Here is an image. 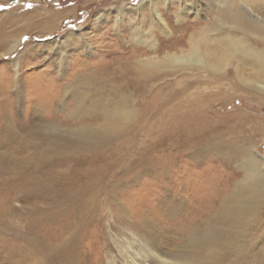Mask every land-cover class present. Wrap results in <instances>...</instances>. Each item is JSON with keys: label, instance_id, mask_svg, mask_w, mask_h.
<instances>
[{"label": "rangeland", "instance_id": "1", "mask_svg": "<svg viewBox=\"0 0 264 264\" xmlns=\"http://www.w3.org/2000/svg\"><path fill=\"white\" fill-rule=\"evenodd\" d=\"M140 1L0 0V264H156L148 261L141 252L144 243L156 239L169 251H182L186 247L197 250L191 235L204 226L206 217L226 201L235 181L244 176L234 159L227 158L223 150L240 137L249 141L247 146L253 145L254 153L263 157L264 162V92L246 91L242 81L234 82V74L228 65L217 88L220 94L215 96L210 107L197 113H191L189 109L174 111L172 118L153 127L152 135L147 136L143 131L138 141L139 156L147 162L150 158L156 172H131L114 199L104 202L99 198L87 206L73 204L59 195V187L55 186L56 189L47 181L41 185V172L32 169L33 147L27 146L21 137L9 139L3 135L5 123L12 121L18 132H28V124L33 125L41 118L37 116L38 111L43 113L41 116L48 112V103L56 96L61 80L83 66L85 56L78 54L84 49L77 47L68 57L65 76L60 77L62 79L57 76V46L70 30L85 31L91 38L93 52H102L114 36L116 7L122 4L127 9ZM146 1L142 14L151 10ZM182 1L173 0L167 5L160 2V10L173 19L171 23L175 22V8ZM185 1L192 3L193 0ZM202 7L203 12L197 18L201 24L211 22L213 13L210 10L214 7L208 4H202ZM45 9L66 14L59 17L51 29L23 28V21L17 24L13 21L15 15L25 12L27 17L36 19ZM104 11L111 16L108 21L103 20L100 27L97 15ZM126 12L131 14L133 11L128 9ZM134 13L135 23L142 22L137 12ZM194 16L188 15V18ZM224 28L227 30V26ZM235 34L242 35L239 31ZM12 41L19 44L10 51ZM259 47L264 49V45ZM18 56L21 57L17 59L21 63L20 72L14 86L17 73L13 61ZM235 61L234 58V65L237 64ZM247 77L249 71L245 73ZM16 92L20 98L15 96ZM214 131L223 138L212 139ZM229 132H232L231 138L226 136ZM132 141L126 140L124 145L130 147ZM211 144L201 158L191 155ZM110 156L102 159L112 163L116 157ZM125 162L111 172L122 177L134 158L128 156ZM98 165L99 161H83L74 164V168L87 172L89 168L97 169ZM112 178L106 177L103 191L112 186ZM174 205L178 207L177 212ZM260 215L261 220L254 221V227L252 224L247 226L248 233L238 234V245L245 250H264V206ZM218 249L224 252L226 248Z\"/></svg>", "mask_w": 264, "mask_h": 264}, {"label": "bare ground", "instance_id": "2", "mask_svg": "<svg viewBox=\"0 0 264 264\" xmlns=\"http://www.w3.org/2000/svg\"><path fill=\"white\" fill-rule=\"evenodd\" d=\"M172 1L148 0L151 10L144 14L146 0L127 9L122 4L116 7L114 36L102 52H93L91 38L83 30H70L60 41L56 59L59 79L69 67L72 49H84L78 55L85 56V63L61 80L56 96L48 103V114L41 116L43 113L38 111L37 116L41 118L33 125L28 124V132H18L10 121L5 123L2 133L9 139L21 137L27 146L33 147L32 169L41 172V185L47 181L52 187H59V195L73 204L87 206L99 198L104 202L114 199L131 172H156L150 158L147 162L139 156L138 141L143 131L147 136L152 135L153 127L172 118L174 111L189 109L197 113L210 107L215 96L220 94L217 88L226 66L230 65L234 82L242 81L246 91L264 92V49L259 47L264 45V0H191L192 3L183 0L175 8V22L171 23L173 19L160 10L159 4L167 5ZM202 4L214 7L210 10L213 13L211 22L201 24L197 18L203 12ZM128 9L133 12H126ZM134 11L142 22L135 23ZM107 13L97 15L100 27L103 20L110 19ZM25 14L28 15L26 12L15 15L13 21L16 24L23 21V28L51 29L66 13L45 9L36 19ZM188 15L196 17L188 18ZM236 31L242 35H236ZM252 37L256 40H250ZM17 43L12 41L10 51ZM20 56L13 61L17 73L14 86L18 83L21 63L17 59ZM248 71L249 77L245 78ZM15 96L20 98L17 92ZM211 135L212 139L223 138L215 131ZM226 136L231 138L232 132ZM126 140H133L130 147L124 145ZM233 141L223 153L231 161L234 159L244 176L235 181L226 201L206 217L204 226H197L198 233L192 232L191 242L198 246L197 250L186 247L182 251H169L156 239L141 246L143 257L148 261L156 264H233V260L234 264L264 263V250L254 252V249L245 250L238 245V234L248 233L247 226L254 227L256 220H261L263 157L254 153L253 145H246L249 141L240 137ZM211 146L206 145L191 155L199 159ZM112 154L116 157L114 162L102 159ZM128 156L133 157L134 162L129 164L127 173L119 177L111 172L123 166ZM83 161H99L100 165L87 172L74 168V164ZM107 176L113 177L114 182L103 191ZM174 211L177 212L178 207ZM218 247L227 250L221 252Z\"/></svg>", "mask_w": 264, "mask_h": 264}, {"label": "snow or ice", "instance_id": "3", "mask_svg": "<svg viewBox=\"0 0 264 264\" xmlns=\"http://www.w3.org/2000/svg\"><path fill=\"white\" fill-rule=\"evenodd\" d=\"M134 2H135V0H134ZM29 7H30V5H29ZM28 38L27 37H25V40H27Z\"/></svg>", "mask_w": 264, "mask_h": 264}]
</instances>
